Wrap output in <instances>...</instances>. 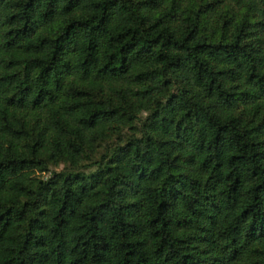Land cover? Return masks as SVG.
Instances as JSON below:
<instances>
[{
    "label": "trees",
    "instance_id": "obj_1",
    "mask_svg": "<svg viewBox=\"0 0 264 264\" xmlns=\"http://www.w3.org/2000/svg\"><path fill=\"white\" fill-rule=\"evenodd\" d=\"M0 264H264V0H0Z\"/></svg>",
    "mask_w": 264,
    "mask_h": 264
},
{
    "label": "rangeland",
    "instance_id": "obj_2",
    "mask_svg": "<svg viewBox=\"0 0 264 264\" xmlns=\"http://www.w3.org/2000/svg\"><path fill=\"white\" fill-rule=\"evenodd\" d=\"M62 167V164L58 165V166H54V165H50V169H59ZM88 169V168H87ZM46 174V173H45Z\"/></svg>",
    "mask_w": 264,
    "mask_h": 264
}]
</instances>
